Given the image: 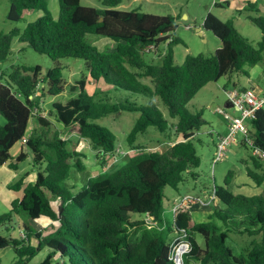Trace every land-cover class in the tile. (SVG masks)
Masks as SVG:
<instances>
[{"label": "trees", "instance_id": "16d2710c", "mask_svg": "<svg viewBox=\"0 0 264 264\" xmlns=\"http://www.w3.org/2000/svg\"><path fill=\"white\" fill-rule=\"evenodd\" d=\"M8 1L9 21H19L25 11L42 14L22 30L15 27L0 32V63L11 55L15 38L54 62L45 74L40 65L17 66L8 75L0 69V116L5 119L0 124V167L8 164L17 169L26 155L21 151L13 160L10 150L23 137L35 165L45 162L34 181L25 183V176H21L9 184L14 191L22 190V195L10 202L9 211L0 214V232L9 233L17 219L23 237L0 233V249L12 248L14 264H174L170 259L171 243L175 239L177 242L181 233H185L189 244L183 264H189L191 258L199 264H264V239L253 241L239 255H234L226 243L228 222L235 217L253 227L243 228L249 234L264 230V187L259 194H234L230 171L223 186L214 185L213 212L203 222L193 221L184 208L175 214L174 220L171 214L169 221H165L162 201L166 187L178 189L187 174L197 178L195 169L201 159L193 140L206 121L201 110L192 113L186 108L187 103L206 84L234 71L246 73L245 64L255 65L262 60L264 14L248 15L261 31L260 41L253 45L232 20H222L208 12L201 27L220 40V47L211 55L187 54L182 63H177L173 46L181 39L175 34L177 23L173 15L117 9L122 0H102L101 8L82 5L81 0H57L59 13L54 18L48 0ZM87 34L107 38L114 48L98 49L86 40ZM163 43V54H157ZM150 54L161 58L154 61L147 58ZM67 57L83 60L88 77L68 86L75 95L62 103H53L49 118L37 115L35 110L45 97L60 95L67 89L63 67L58 62ZM89 79L95 84L91 92L87 88ZM110 89L129 99L109 102L106 94ZM134 95L147 100L138 103L132 99ZM118 111L139 113L126 136L129 148L138 149L134 143L149 127L161 134L172 129L177 139L162 151L138 150L121 167L87 175L84 185L72 192L66 183L70 169H85L82 154L69 149L73 140H88L103 157L126 152V148L116 147V136L109 128L92 121ZM32 118L37 127L26 136ZM52 119L66 131L53 130L49 135ZM170 119L175 121L170 123ZM248 125L253 147L264 153V109H259ZM250 161L246 174L261 186L264 161L254 155H250ZM43 217L53 228L46 235L35 226ZM148 219L156 224L149 226ZM160 225L164 228L160 229ZM166 231L179 235L167 242ZM197 235H201L202 243ZM40 252L45 254L44 258L31 263Z\"/></svg>", "mask_w": 264, "mask_h": 264}, {"label": "rangeland", "instance_id": "374dc122", "mask_svg": "<svg viewBox=\"0 0 264 264\" xmlns=\"http://www.w3.org/2000/svg\"><path fill=\"white\" fill-rule=\"evenodd\" d=\"M80 2L85 6L95 8L102 7V0H81ZM214 3L217 4L215 7L213 6ZM47 5L52 16L57 18L59 13L58 1L48 0ZM251 5H254V7H251ZM8 6V0H0V32H8L15 27L22 30L28 22L34 21L38 17L35 11L30 10L25 11L19 21H9L6 17ZM116 8L121 10L138 9L145 13L175 16V21L177 23L175 34L181 39L180 43L174 44L173 46L174 57L177 63H182L187 54L196 55L202 53L204 55H211L213 53L215 41L217 42L218 39L213 36L212 33L207 31L206 34L209 37V41L204 42V38L195 30L194 24V21H200V19L204 18L208 12H212L214 15L219 16L220 19L232 20L233 23H235L234 25L237 30L247 37L253 45H256L261 39L260 29L249 20L248 15H256L257 13L264 14V0H122L121 4ZM182 13H185L187 16L184 17ZM85 38L89 43L96 45L100 50L109 51L114 48V43L105 37L103 38L94 34H87ZM161 45L162 46L156 50V53L162 55L165 43ZM147 58L159 61L161 56L158 57L157 55L150 54ZM58 62L63 67L62 74L66 81L67 89L60 95L45 97L43 102L40 103L39 108L35 110L37 115H42L47 118H49L48 111L53 103H62L72 97V95H75V93L68 90V86L75 84L76 80H79L81 77H88V72L83 60L67 57L59 59ZM21 65H40L42 73L45 74L48 69L54 66V62L47 55L35 52L28 45H21L18 39L15 38L12 43V53L7 60L0 63V69L8 75L14 67ZM243 71L246 73L234 71L231 74L221 76L216 82L208 83L190 100V102L187 103L186 108L190 112L195 113L199 110L202 111V117L206 121V124L195 133L193 140L197 153L201 159L199 167L195 169L197 172V178L193 179L187 174L185 181L178 186L177 191L179 193L201 196L206 190L214 188V185L223 186L225 178H229L228 173L230 171L233 173L231 178L232 182L230 180V186L234 194H256L257 190L264 187V185L258 186L254 184L246 174V168L248 166L251 167L250 155L254 154L253 150L249 148V145L246 147L243 146V144L241 145L233 142L227 147L225 156L220 160L213 162L216 150L214 145L215 139L217 141L218 138L224 134L219 135L218 133H222L224 132V129H226V121L222 114L216 112L215 109L219 107L233 113L232 109L226 106L227 98L224 92L226 89L232 87H249L254 88L259 92H264V52L263 58L259 63L255 65L245 64L243 66ZM3 78H6V76ZM87 88L89 92L95 88V84L91 83L90 79L87 83ZM106 96L109 97V102L111 103L119 102L120 99L128 98L126 94L112 89L109 90ZM132 99L138 103H143L147 100L140 95H134ZM162 109L166 114L165 109ZM138 116V112L118 111L92 120L93 122L106 126L115 134L116 147H119L121 150L122 148H126V154H122L123 157H121V155L113 154L104 157L98 155V151L92 148L91 144L86 139L78 142L73 140V142H71L69 149L74 148L82 154L81 161L85 168L83 172H78L73 168L70 169V176L66 180V183L69 184L72 192L75 193L84 185L87 175L91 176L99 171H110L111 169L121 167L128 161V158L138 150L162 151L172 145L177 139L176 133L172 129L161 134L154 127H149L146 132L138 135L137 142L134 143V146H137L138 149L129 148V145L126 142V136ZM174 121L175 119H170V123ZM4 122L5 119L0 116V124H3ZM36 127V119L32 118L29 122L26 136L30 135L33 128ZM53 130H58L59 132L66 131L65 128L61 129L60 125L52 119L48 128L49 135L53 133ZM67 131L69 132L70 129ZM238 137L240 138V135H238ZM20 146L26 156L18 163L17 169L10 168L8 164L0 167V214L9 211L10 202L15 197H20L18 191L9 188V184H12L21 176H25V183L32 182L35 180L37 171L40 169L42 170L45 166V162H42L41 166L35 165L32 153L27 146L20 141L10 150L13 160H15L20 154ZM165 189L166 192L170 194L175 192L171 187H166ZM164 197L165 191L163 199ZM52 204L56 206L57 202L53 200ZM195 205L201 207L199 204H193V206ZM193 206L188 208L185 207V209L190 213V209L192 210ZM204 207L209 208L210 210H213L214 208L213 203ZM200 214H204L203 209ZM132 216H138L139 218L142 217L139 214H133ZM206 217L207 215L199 217L197 220H204ZM147 222L149 226L155 225V223H151L150 220ZM228 223L230 232L226 243L234 255L243 253L253 241L259 242L264 239V230L252 234L244 231L243 228L245 227L248 228L247 230H251L253 227L250 226L246 220L240 219V217H235ZM35 226H38V229H43V235H46L53 230L50 226L49 220L44 217L37 220ZM237 229L242 231L238 232ZM0 233L1 235H11L16 238L23 237V233L17 226V219L14 221V227L9 233L5 230H1ZM166 233L168 235L166 238L167 242L172 240L176 235H179L172 231H166ZM178 237L183 239L186 238L182 234ZM197 238L198 241L202 243L201 235H197ZM44 256L45 254L42 252L38 253L32 259L31 263H38L44 258ZM15 259L16 256L10 246L0 249V264H14ZM197 263L198 262L193 258L189 260V264Z\"/></svg>", "mask_w": 264, "mask_h": 264}, {"label": "built area", "instance_id": "2783aa9c", "mask_svg": "<svg viewBox=\"0 0 264 264\" xmlns=\"http://www.w3.org/2000/svg\"><path fill=\"white\" fill-rule=\"evenodd\" d=\"M152 48V46H150ZM229 107L232 109L233 113L228 112L225 109L216 108L215 111L222 114L224 120L226 121V133L220 136L216 142V150L214 154L213 162H216L225 156L227 147L235 142L241 144L244 142L249 148L253 150V155L258 156L264 161V153L258 148L253 147V139L250 135V128L248 125L249 120L255 115L259 109H264V92H259L254 88H238L232 87L224 91ZM240 135V138L238 137ZM26 138L23 137L21 142L24 144ZM126 154L119 151L115 153ZM215 189L206 190L201 196H193L190 194H184L177 196L174 199L171 213L173 216L177 214L182 208H188L192 204H199L203 206H208L215 201ZM148 219L147 221H149ZM151 222V220H150ZM152 223V222H151ZM154 223V222H153ZM156 224V223H155ZM164 225H160V229H163ZM185 236V233H181ZM181 237V236H180ZM178 238L171 243V255L170 259L175 261V254L180 246H184L183 254L189 250V244L186 239ZM183 256V255H182Z\"/></svg>", "mask_w": 264, "mask_h": 264}, {"label": "crops", "instance_id": "0c3cea01", "mask_svg": "<svg viewBox=\"0 0 264 264\" xmlns=\"http://www.w3.org/2000/svg\"><path fill=\"white\" fill-rule=\"evenodd\" d=\"M132 1H135V0H132ZM216 3H214L213 4V6L215 7L216 5H215ZM36 13H37V15L38 16H40L41 14H42V12L41 11H35ZM183 14V16L185 17V16H187L185 13H182ZM217 16V15H216ZM219 17V16H218ZM220 18V17H219ZM203 19V18H202ZM202 19H200V21H198V22H196V21H194L193 23L195 24V30L198 32V34L199 35H201L204 39H203V41L205 42H207V41H209V37L207 36V31H205L202 27H201V21H202ZM222 20H225V19H222ZM233 24H235V23H233ZM235 26V25H234ZM237 29V28H236ZM220 45H221V42H220V40L218 39L217 40V42L215 41V44H214V51L217 49V48H219L220 47ZM214 51H213V53H214ZM207 85V84H206ZM203 88V87H202ZM201 88V89H202ZM238 88H242V87H238ZM200 89V90H201ZM199 90V91H200ZM226 106L228 107V108H230L229 107V104H228V101L226 102ZM225 126H226V124H225ZM227 129H224V132H222V133H218L219 135L220 134H223V133H226L225 131H226ZM215 143H216V139H215V142H214V145H215ZM21 151H23L22 150V148H21V146H20V152ZM24 152V151H23ZM10 154H11V151H10ZM12 156V155H11ZM26 180V179H25ZM231 180V179H230ZM231 182H232V180H231ZM264 185V184H263ZM205 188H207V187H205ZM204 189V188H203ZM202 189V190H203ZM175 190V192L173 193V194H170V193H167L166 192V189H164V191H165V197H164V199H163V218H164V220L165 221H169V219H170V216H171V209H172V205H173V202H174V199L177 197V196H180V195H184V194H188V193H184V194H181V193H179L178 191H177V189H174ZM201 190V191H202ZM260 190H262V188L260 189ZM260 190H257V193L256 194H259L261 191ZM18 194H19V196H21L22 195V191L21 190H19L18 191ZM200 194V193H199ZM250 195H253V193L252 194H250ZM193 206V204L192 205H190L189 207H192ZM218 206H221L220 204H218ZM202 207V208H201ZM201 207H197V205H195V206H193V208H192V210L190 209V213H191V218H192V220L193 221H195V222H203V221H206V220H208L209 219V215L213 212V210H210L209 208H206V207H204L203 205H201ZM222 207V206H221ZM202 209L204 210V214H200L201 213V211H202ZM207 215V217H206V219H200V220H197L199 217H204V216H206Z\"/></svg>", "mask_w": 264, "mask_h": 264}, {"label": "bare ground", "instance_id": "6f19581e", "mask_svg": "<svg viewBox=\"0 0 264 264\" xmlns=\"http://www.w3.org/2000/svg\"><path fill=\"white\" fill-rule=\"evenodd\" d=\"M183 249H184V246H180L177 251H176V254H175V261H176V264H183V260H182V255H183Z\"/></svg>", "mask_w": 264, "mask_h": 264}, {"label": "water", "instance_id": "95a60500", "mask_svg": "<svg viewBox=\"0 0 264 264\" xmlns=\"http://www.w3.org/2000/svg\"><path fill=\"white\" fill-rule=\"evenodd\" d=\"M100 20H102V18H100Z\"/></svg>", "mask_w": 264, "mask_h": 264}, {"label": "clouds", "instance_id": "9594fccd", "mask_svg": "<svg viewBox=\"0 0 264 264\" xmlns=\"http://www.w3.org/2000/svg\"><path fill=\"white\" fill-rule=\"evenodd\" d=\"M230 89V88H229ZM227 90V89H226ZM21 142V141H20Z\"/></svg>", "mask_w": 264, "mask_h": 264}]
</instances>
